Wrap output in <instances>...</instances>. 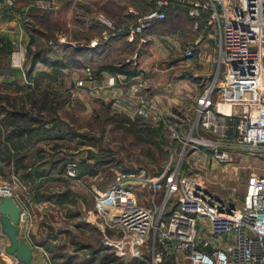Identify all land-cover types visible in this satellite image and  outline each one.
<instances>
[{"label":"built area","instance_id":"obj_1","mask_svg":"<svg viewBox=\"0 0 264 264\" xmlns=\"http://www.w3.org/2000/svg\"><path fill=\"white\" fill-rule=\"evenodd\" d=\"M148 1L154 7L145 13L130 8L135 21L123 26L113 25L100 14L109 32L91 38L88 46L96 48L123 32L129 42H148L150 38L143 35L144 30L165 19L166 8H181L196 21L205 18V27L214 28L218 34V68L197 98L195 119L187 134L140 92L144 82L133 86V93H138L133 113L162 125L160 135L168 140L171 159L154 175L142 170L119 174L103 189L93 184L94 213L105 226L123 234L121 241L126 244L121 247L139 259L140 264H264V173H250L241 201L234 202L211 190L200 176L182 171L181 159L172 164L178 147L179 155H183L195 141L214 149L212 152L218 161H230V152L237 150L264 155V0ZM13 2L1 0L0 8ZM50 2L42 1L41 6L58 7L55 0ZM61 41L66 42V37ZM77 43L85 46L83 42ZM194 48L193 44L185 48V61L195 60ZM137 62L135 59L134 64ZM114 79L112 76L108 80L107 87L113 88ZM95 80L93 67L86 65L84 76L75 85L85 87ZM91 87L94 91L104 89V86ZM221 105H228L230 111H223ZM46 126L49 128L52 124ZM199 127L217 133L220 138L200 136L201 141L193 137L192 133ZM3 165L0 156V197L12 196L22 207L20 232L26 239L22 235L23 224L31 226L33 215L28 206L31 197L21 191L30 184L14 171L4 180ZM79 172L78 163L69 161L64 174L81 181ZM139 186L149 191L151 205L139 200L136 190ZM9 244L0 223L1 255L8 264H11L8 259L17 264V257L6 251Z\"/></svg>","mask_w":264,"mask_h":264},{"label":"rangeland","instance_id":"obj_2","mask_svg":"<svg viewBox=\"0 0 264 264\" xmlns=\"http://www.w3.org/2000/svg\"><path fill=\"white\" fill-rule=\"evenodd\" d=\"M55 1L60 5L65 2V0ZM41 2L40 0L35 1L32 3L34 5L22 12L0 11V35L9 36L15 44L12 54L3 55L0 59V67L3 71L0 80L8 78L7 71L16 68L22 71L23 80L26 81L27 79L29 82H33L27 75V69L30 68L34 53L37 52L45 57L73 61L72 67L62 71L65 76V85L63 87L57 86L55 100L58 102L57 114L65 122L63 127H67L70 131L72 129L75 136L66 139L62 144L52 140L49 148V143L44 141L37 148H42L43 159L49 158L50 155L48 156L47 153L57 152L60 145L68 149L72 148V151L75 150V147L78 150L91 149L96 154L92 161L96 164L97 171L96 174L80 176L81 181H78L71 178L66 179L58 174L57 170H54L52 175L41 183V186L35 187L34 184H30L29 188L23 189L21 192L26 197H31V201L27 200H29L28 206L32 210L33 216L31 226L23 224L25 229L22 230V235L26 237L29 243H32L30 244L33 247L39 248L41 252L44 251L48 255V260L51 252H47L46 247L41 245L40 241L47 236L55 235L57 236L55 243L61 246L67 243L65 248L60 249L61 254L72 255L75 258L74 264H87L91 260H93L92 264H140L139 259L132 257L125 248L121 247L126 244V242L121 241L123 234L119 230L105 226L101 218L94 213L92 186L95 184L101 189L108 187L123 168L132 172L145 170L150 175L157 174L171 159L168 140L160 137L162 144H153L148 139L139 137L136 131L116 122L117 116L120 114H127L131 119L137 118L125 100L131 98L132 105L135 106L137 100L135 95L138 93H133L134 91L128 89H120L114 94L104 93V89L94 91L91 87L96 85L94 81L85 87L73 85L77 79L84 76L85 63H89L94 70H97L101 64H111L129 70L136 66L134 65L135 59L139 62L143 56L152 55V47L149 46V48L145 47L140 50L135 58L134 53L130 55L133 48L127 46L121 36L114 35L117 36H113L116 44H110L111 47L107 56L89 55L83 49L88 46L90 37L93 35L89 25L92 17L90 11L84 12L83 16L86 20L82 22L80 21L82 15L79 10L80 7L75 1L73 3L68 2L65 7L63 5L60 9L55 6L43 7ZM7 5H3L0 10ZM94 30L97 34L100 29L95 28ZM63 36L66 37V42L61 41ZM31 38L33 43H31L30 48ZM77 41L83 42L85 46H80ZM150 42L151 39L142 43L141 46L147 43L146 46H148ZM190 45L188 44V46ZM147 58L149 60L147 64L150 67L148 65L145 67L148 68L149 77L157 79L156 83L162 85L171 80L176 81L179 95L171 103L165 101V107L161 108V111L176 121L184 134L189 133V127L196 115L194 112L196 96L200 93L202 84L204 87L211 80L210 76L214 72L211 62L206 59H199V62L196 60L185 61V57H183L182 62L179 63V68L167 69L173 62L172 57L155 59L149 56ZM147 58L144 60L146 61ZM20 63H22V67H20ZM33 70L32 75H35L38 70L49 71L51 68L42 62H38ZM154 70L157 72L156 75L152 74L155 72ZM164 71H167L168 76L166 78L164 75H159ZM222 71L223 67L219 77L222 76ZM106 78L102 73H97L96 79ZM43 84L42 86H45V83ZM68 87L71 89L70 97L64 92ZM0 90L4 94L2 102L7 106L6 110L21 108L23 111L37 114L34 111L36 95L30 96L10 88ZM144 93H147V99L150 100L148 98L149 91H144ZM30 102H32V108L27 106ZM230 123L228 122V124ZM192 136L201 141L203 140L200 136L210 139L220 138L217 133H212L202 127L195 129ZM212 151L214 149L203 145V142L195 141L187 146L183 155H179V146L173 156L172 164L181 159L182 171L200 176L211 190L225 199L234 202L241 201L247 176L254 172L264 173V155L260 152L231 151V160L226 162L218 161ZM84 155L83 153L82 156ZM34 159L37 160L31 154L27 163L32 164ZM7 173L8 171L3 173L4 180L9 178ZM136 190L139 192V200L151 205L152 200L149 191L141 186L137 187ZM65 191H72L75 194V204L57 206L48 201L36 203L33 200L40 192L46 196ZM75 213L78 215L73 216ZM200 232L208 235V232L202 229ZM219 238L224 239V236ZM72 242L82 244L87 248L75 246ZM8 260L12 264L11 259ZM63 260L60 258L56 262L63 264ZM0 264H8L1 255V247Z\"/></svg>","mask_w":264,"mask_h":264},{"label":"trees","instance_id":"obj_3","mask_svg":"<svg viewBox=\"0 0 264 264\" xmlns=\"http://www.w3.org/2000/svg\"><path fill=\"white\" fill-rule=\"evenodd\" d=\"M35 1L37 0H15L14 3H12L11 5H7L0 11L22 12L25 11L31 5H34L32 3H34ZM73 1L75 0H67V3H73ZM121 34L124 35L125 32ZM32 41L33 39L31 38L29 44L30 48L31 43H33ZM14 48L15 44L12 38L7 35H0V59L3 55L8 56L12 54ZM94 49L95 48L91 46H87L85 49H83V51H86L87 53H89V55L93 56L95 55ZM38 62H42L44 65L50 67L51 70H38L35 75H32L34 71V66ZM85 64L89 65V63ZM73 65V61L71 62L69 60L66 61L60 58L45 57L40 52H37L34 53L33 62L31 63L30 68L27 69V75L31 80H33V84L23 80L22 71L16 68H11L10 70H8V78H6L5 80H0V89L10 88L14 89L15 91H21L24 94L30 96L36 95V98L34 99V105L36 106L37 114L34 115L27 111L14 112L11 110H6L7 106L2 102L4 94L0 92V154L7 161L6 166L9 168L11 165L10 161H12L14 164V172L19 173L21 177L30 184H34L37 179L41 178L42 181H40L39 183V186H41V183H43L46 178H49L54 170H57L58 174H61L63 177L68 179L69 177H67L64 173L66 170V165L69 161H76L78 163L80 176L86 174H96V164L92 161L96 154L91 149L78 150V148L75 147L74 151H65V156H63L61 160L54 161L53 155H50L51 157L49 159L43 160L44 153L41 152L42 148H37L36 151H34L35 153H31L33 155L35 154L34 156L37 158V160L34 159L35 161H33L32 164H25V159H28L31 155L29 154V152H27L28 150L22 149L21 151L19 150L18 153L13 152V150L15 149L13 143L11 142V138L13 136L14 131L16 132V130H29L32 136L34 137L32 139H29V141H34L35 143L43 139L48 133L51 134L52 138L60 137V139L67 140L75 136V133H73L72 129L70 131L67 129V127H63V124H65V122L60 119L59 115L57 114L58 102H56L55 100V91L57 86L63 87L65 85V76L62 72L63 69L70 68ZM109 67L110 70L114 73L125 72L129 74L134 72L130 69L125 70L120 66L101 64L97 70H94L95 75L97 76L98 72H101L102 70L107 69ZM1 74H3V71L0 67V75ZM43 83H45V86H42L44 85ZM70 90V87H68L67 90L64 91L68 94V97H70L71 95ZM46 117H48L47 120H45ZM20 120H23V122H19ZM116 122L123 125L124 127L136 131L139 137L146 138L153 144H162V141L160 139V133L162 131L161 124H154L153 122H151V120L139 116H137L136 119H131L130 116H128L127 114L118 115ZM48 123L52 124V126L49 128L46 126ZM11 124H16L18 126L16 128L14 127L13 129H9V126ZM83 153L85 154L84 156H82ZM78 156L79 158H77ZM3 168L4 172H6V167ZM120 171L121 172L119 174L132 172L131 170L125 168L121 169ZM41 193L43 192H40L39 194H37V197L33 198L34 202L40 203L43 201H48L57 206H64L66 204L76 203V199L74 196L75 194L72 191H65L59 193L57 192L46 196ZM77 215L78 214L76 213L73 214V216ZM56 239L57 236L50 235L49 237L47 236L42 241H40V244L46 247L47 252H51V256H49L50 264H59V262L56 261L60 258L64 259V262H62L63 264H74L73 261L75 258L72 255L61 254L60 249L65 248L67 243L61 246L55 243ZM72 244L81 248H87L82 244H76L73 242ZM92 263L93 260H91L87 264Z\"/></svg>","mask_w":264,"mask_h":264},{"label":"crops","instance_id":"obj_4","mask_svg":"<svg viewBox=\"0 0 264 264\" xmlns=\"http://www.w3.org/2000/svg\"><path fill=\"white\" fill-rule=\"evenodd\" d=\"M43 1L47 2L48 4H51L50 0H43ZM85 1L75 0V3L80 7L79 10L82 14L80 21L84 22L86 20L85 17L83 16L85 11H90L91 13L92 17L89 22V25L90 28L92 29L91 33H93V35H91L90 38H94L109 32V28L107 24L99 18L100 14H103L106 18H108L113 23V25L123 26L126 24L133 23L135 21V14L130 12V8L135 9L139 13H145L154 7L153 3L149 2L148 0H85ZM66 4L67 1L65 0V2L61 3V5L58 4L57 9H60L63 5H64L63 7H65ZM165 11L167 14L165 19L152 23L144 30L143 35L148 36L151 39V42L149 43L148 46H146L148 43L143 44L141 46L138 40H136L133 43L129 42L126 38V34L117 35V36H121V39L127 46L133 48L131 50L130 55H132L133 53L136 55L140 50H143L145 47L149 48V46L150 48L152 47L153 54L143 56V58L140 59L139 62H137L138 64L137 63L134 64L136 66L134 67L132 66L133 68H130V70L134 72L129 74L125 72L114 73L113 71L110 70V67L102 70L100 73H102V75L106 76L107 78L96 79L94 82L97 85V88H99L100 86H104V93H116L115 91H118L120 89L121 90L128 89L132 91V89H134L133 86L139 84L140 82H144L145 85L143 86L140 92L147 96V93H144V91L146 92L149 91L148 98H150V101L153 103L156 109L161 110V108L165 107L166 104L165 101L171 103V101L175 100V97L179 95L178 86L176 85L177 83L175 80L174 81L171 80L161 85L160 83H156L157 80L156 78L154 77L151 78V76L149 77L147 72L148 68L145 67V65H148L147 62H149L147 57L150 56L155 59H164V58L172 57L173 62L171 63L170 67L167 69L179 68L180 65L179 63L182 62L181 59L184 57V49L186 46H188V44L195 45L194 48L195 60L199 62V59H204V60L206 59L209 62H211L212 71L214 70V72L212 73L213 75L215 74L218 68L220 38L218 34L214 31V28L205 27V22H206L205 18H201L198 21L190 18V16L187 14V12L184 9L166 8ZM157 22H160V24H157ZM95 28L100 29L99 33L97 34L95 33L94 30ZM110 44L111 45L116 44L115 40L113 39V36H111L106 43L97 46L94 49V54L100 57L107 56L110 51V47H111ZM145 58H147L146 61L144 60ZM148 67L150 66L148 65ZM154 71L155 72H152V74L156 75L157 72L156 70ZM162 73H160L159 75L162 76L164 75V78L168 76L166 74L167 71H164ZM112 76L115 78L114 79L115 85L113 86V88H110L107 87V85H108V80ZM212 76H210V79ZM157 90L161 92H158ZM202 90H203V84L201 91ZM153 92L154 94H152ZM200 93H198L196 96L194 106L197 102V98L200 95ZM125 101H126L125 103L128 104L130 108H134L138 104L137 102L138 100H136V105L133 106L131 98H128ZM31 104L32 102H30V104H27V106L29 108H32ZM11 111L17 112L23 110L21 108L18 109L16 108V109H11ZM34 111L37 112L36 106L34 107ZM19 122H23V120H20ZM17 126L18 125L16 124L13 125L11 124L9 126V129H13L14 127L16 128ZM32 138L34 137L27 129L19 130V131L16 130V132L14 131L13 136L11 138V142L13 143L15 149L13 150V152L18 153L19 150L21 151L22 149H24V150H28L27 152L31 154L34 153V150H36L37 147H39L38 145H40V143L44 141L46 143H49L48 144L49 145L48 148H49L51 146L50 143L52 140H56L58 141L57 143H61V144L66 140V139H60V137L52 138L51 134L49 133L43 139L37 141V143H35L34 141H29V139ZM67 149L68 148H66L65 146L60 145L58 147L57 152H54L52 154L47 153V155L48 156L53 155L54 161L61 160L63 156H65L64 155L65 151H72V149H68V150ZM0 156L2 157L1 154ZM49 158H44L43 160H47ZM2 159L4 162L3 167H6V171H8L7 174L9 176V174L12 171H14V164L12 161H10L11 165L8 168L6 166L7 163L6 159H4L3 157ZM27 160L28 159H25V164L27 163ZM38 180L39 179H37L34 182V184ZM40 181H42V179H40ZM24 229L25 228L23 227L22 230ZM43 252H41L39 248L34 247L35 264L49 263L48 255L45 252L43 254ZM40 258H42L44 261Z\"/></svg>","mask_w":264,"mask_h":264},{"label":"water","instance_id":"obj_5","mask_svg":"<svg viewBox=\"0 0 264 264\" xmlns=\"http://www.w3.org/2000/svg\"><path fill=\"white\" fill-rule=\"evenodd\" d=\"M22 207L12 196L0 197V223L2 231L8 235L10 244L6 251L17 257V264H35L34 247L21 236Z\"/></svg>","mask_w":264,"mask_h":264},{"label":"bare ground","instance_id":"obj_6","mask_svg":"<svg viewBox=\"0 0 264 264\" xmlns=\"http://www.w3.org/2000/svg\"><path fill=\"white\" fill-rule=\"evenodd\" d=\"M221 109L225 112H229L230 111V107L228 105H221Z\"/></svg>","mask_w":264,"mask_h":264}]
</instances>
